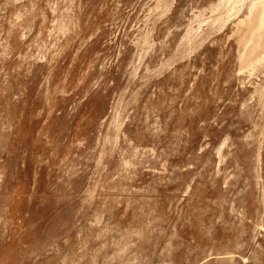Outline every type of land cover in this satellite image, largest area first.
<instances>
[{"label": "rangeland", "instance_id": "rangeland-1", "mask_svg": "<svg viewBox=\"0 0 264 264\" xmlns=\"http://www.w3.org/2000/svg\"><path fill=\"white\" fill-rule=\"evenodd\" d=\"M0 264H264V0H0Z\"/></svg>", "mask_w": 264, "mask_h": 264}]
</instances>
